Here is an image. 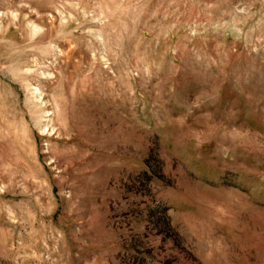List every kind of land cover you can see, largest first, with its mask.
<instances>
[{
	"label": "rangeland",
	"instance_id": "1",
	"mask_svg": "<svg viewBox=\"0 0 264 264\" xmlns=\"http://www.w3.org/2000/svg\"><path fill=\"white\" fill-rule=\"evenodd\" d=\"M0 264H264V0H0Z\"/></svg>",
	"mask_w": 264,
	"mask_h": 264
}]
</instances>
